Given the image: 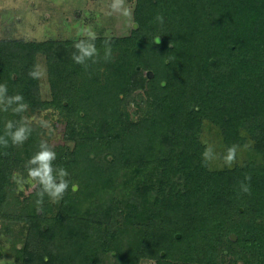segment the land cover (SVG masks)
Masks as SVG:
<instances>
[{"label":"trees","instance_id":"1","mask_svg":"<svg viewBox=\"0 0 264 264\" xmlns=\"http://www.w3.org/2000/svg\"><path fill=\"white\" fill-rule=\"evenodd\" d=\"M137 10L145 11L143 4ZM171 11L164 14L174 21L164 48L149 43L146 19L136 14L139 30L110 41L118 57L97 79L85 75L82 85L85 69L72 59L74 45L0 44L7 95H22L31 111H59L67 138L77 141L73 159L53 165L69 174L56 214L38 215V208L52 207L45 195L19 220L34 242L19 251L24 264H103L113 253L114 264H222L223 255L239 249L250 264H264V0H207ZM37 54L47 56L50 102L28 75ZM142 60L157 82L154 118L131 131L120 121V104ZM24 113L0 110V136ZM206 121L219 128L226 150L233 144L248 150L244 164L209 169L200 140ZM7 139L8 147L0 146V211L13 173L40 145L33 133L24 147ZM103 154L114 158L97 163L93 157ZM246 175L250 193L240 190ZM232 234L238 241L230 245Z\"/></svg>","mask_w":264,"mask_h":264},{"label":"rangeland","instance_id":"2","mask_svg":"<svg viewBox=\"0 0 264 264\" xmlns=\"http://www.w3.org/2000/svg\"><path fill=\"white\" fill-rule=\"evenodd\" d=\"M111 2L112 0H0V44L24 42L74 45L79 40L86 39L82 30L86 26L90 27L97 34L95 42L99 43L95 44L98 56L95 57V63L88 61L87 66H84L85 70L80 80L82 85L87 75L97 79V73L103 72L105 67L111 63V59L105 60V51L99 50L101 46H104L106 39L110 41L125 39L130 37L134 31L139 30L140 25L137 23L136 14L146 19L150 31L149 43L152 46L154 44L164 48L174 25V21L171 20L172 16L167 17L164 14H167L169 9L172 11L180 9V6L187 3L189 6L191 4L197 5V3L202 5L207 0H125V6L131 10L130 16L112 12L109 7ZM140 3L145 9L143 12L137 10ZM157 15L164 17L163 24L156 21ZM157 35L159 36L158 41L154 39ZM112 55L114 60L118 57L117 53H112ZM35 59L36 65H41L45 70V74L38 79L40 95L43 101L50 102L54 95L49 79L47 56L46 54H37ZM142 61L140 63L142 66L138 68V79L130 91L123 95V101L120 104L123 105L121 114H119V117H122L120 121L126 123L127 128L130 127L131 131L139 129L154 118L153 108H151L153 102L151 93L152 86L155 87L157 82L154 80L153 71L145 66L148 65V60ZM165 85L166 83L163 82L162 86ZM33 117L36 119L33 120ZM23 120L31 121V133H33L36 143L42 140L46 141L56 152L57 158L53 165L57 162L67 164L73 159V151L77 141L67 138V120L59 111L54 109L31 111L27 109L23 115ZM40 120L47 121L49 127L42 126L39 123ZM200 140L205 147L210 145L213 148L214 158L207 161L208 167L212 171L233 168L248 160V150L245 148L237 151L236 160L231 166L225 163L226 148L223 136L219 128L210 121L204 123ZM21 146L24 147V145ZM32 152L34 155L37 151ZM93 158L97 163L107 165L114 156L113 154H103L100 158ZM17 172L27 179L25 166L23 170L15 173ZM78 189L77 186L74 187L75 192ZM37 191H39L38 188H32L31 185L27 184L24 191H18L17 185L12 181L8 202L0 211V264H24L19 251L24 249L26 244L32 245L34 242L29 226L19 220L36 208ZM49 203L52 204L49 209L38 208V215L45 220H51L50 218L57 212L55 208L57 201L49 198ZM44 229L47 231L48 227L44 226ZM237 241L238 236L236 234H232L228 239L230 245ZM115 257L116 254H111L105 258L103 264H114ZM223 261L222 264H250L252 260L249 253L239 249L233 253L227 252L223 255ZM139 264L178 263L142 260Z\"/></svg>","mask_w":264,"mask_h":264},{"label":"clouds","instance_id":"3","mask_svg":"<svg viewBox=\"0 0 264 264\" xmlns=\"http://www.w3.org/2000/svg\"><path fill=\"white\" fill-rule=\"evenodd\" d=\"M112 12L120 13L123 16H130L131 10L125 6V0H112L109 5ZM156 21L163 24L164 17L162 15L156 16ZM83 33L86 39H81L74 44L76 52L73 54L72 59L78 65L87 66L88 61L96 62L95 57L98 56L95 41L97 34L90 28L84 27ZM159 40L157 35L154 38ZM105 45V60L110 59L112 56V49L110 40L104 41ZM45 74V70L41 65H34L33 69L29 71L28 75L32 79H40ZM8 89L6 84H0V110L8 111L12 108L14 113H23L28 109V104L24 101L22 95L17 94L14 96L7 95ZM15 105V107H12ZM33 120L36 118L33 117ZM31 121L14 122L7 121L5 124V133L0 136V146L8 147L9 140L13 145H22L29 139L31 134ZM39 123L44 127H49L47 121L40 120ZM7 137V138H6ZM239 145L233 144L227 148L224 156V161L228 166H231L237 156ZM202 157L205 161H209L214 158V151L212 146H207L202 153ZM56 152L48 145L46 141H41L39 145V151H37L26 163L27 179L20 173H13L11 179L17 185L18 191H24L25 185H31L32 188H38L36 200L37 206L42 205L43 198L47 195L53 201H59L63 198V195L69 188V183L65 179L69 174L64 168H54L53 162L56 160ZM245 181L249 183H241L240 190L243 193H250V181L251 176L246 175ZM45 260L47 257L44 258Z\"/></svg>","mask_w":264,"mask_h":264}]
</instances>
